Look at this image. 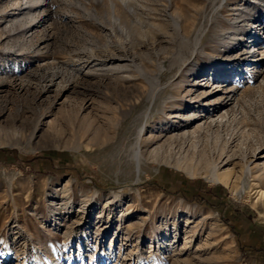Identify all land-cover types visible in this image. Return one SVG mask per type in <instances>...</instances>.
Wrapping results in <instances>:
<instances>
[{
    "label": "rangeland",
    "instance_id": "rangeland-1",
    "mask_svg": "<svg viewBox=\"0 0 264 264\" xmlns=\"http://www.w3.org/2000/svg\"><path fill=\"white\" fill-rule=\"evenodd\" d=\"M133 1L0 0V127L29 144L0 146V264H264V2ZM202 153L234 188L179 163Z\"/></svg>",
    "mask_w": 264,
    "mask_h": 264
},
{
    "label": "bare ground",
    "instance_id": "bare-ground-1",
    "mask_svg": "<svg viewBox=\"0 0 264 264\" xmlns=\"http://www.w3.org/2000/svg\"><path fill=\"white\" fill-rule=\"evenodd\" d=\"M40 1H43V0H37V3H40ZM109 1V7H110V10H111V15L113 16V18L115 19L116 22H121V13L123 12V10L127 13H130V14H137V11L134 7V1L133 0H108ZM45 2V0H44ZM257 2H261L260 1H257ZM256 2V3H257ZM264 2V0L262 1V3ZM35 3V2H34ZM255 3V4H256ZM39 5V4H38ZM122 6V10L121 9H118L117 6ZM34 6H37V5H34ZM40 6V5H39ZM257 7V5H256ZM35 8V7H34ZM85 8V7H84ZM255 8V7H254ZM39 9V8H38ZM33 10V9H31ZM37 10V9H35ZM44 10V9H43ZM42 10V12H43ZM34 11V10H33ZM24 12V10H23ZM31 12V11H30ZM36 12V11H35ZM40 12V13H42ZM246 12V11H245ZM35 13L31 14L34 15ZM139 14V13H138ZM38 15V14H37ZM23 16H25V14H23ZM28 16V15H26ZM30 16V17H31ZM176 18L173 19V21L171 22L173 24V28H174V32L176 34V36H179V37H187L189 33L192 32L193 28H194V24L193 22H189V18L184 15L183 13H177V16H175ZM27 18V17H26ZM32 18V17H31ZM22 19V18H21ZM186 21H188L189 23L187 24ZM244 21V20H243ZM33 23V25L36 26V23H38V17H33L31 19V21ZM235 24V23H234ZM154 25V24H153ZM158 24H156L157 26ZM237 25V24H236ZM243 26V25H242ZM239 26L237 25L236 27V30H241V28H238ZM245 30V32H250L249 29H245V27L243 28ZM234 30V29H233ZM195 31V30H194ZM198 31V30H197ZM173 32V33H174ZM240 32V31H238ZM237 32V33H238ZM232 33V32H231ZM236 34V33H235ZM237 35V34H236ZM239 35V34H238ZM241 35V34H240ZM232 36H233V33H232ZM235 37V36H234ZM234 39V38H232ZM173 62L174 61H178V59H174L172 58ZM171 60V61H172ZM239 81H241V77H239ZM238 81V82H239ZM236 82V80H235ZM229 96V95H228ZM235 96V95H234ZM227 99V98H224L222 100V102ZM222 102H219L220 104ZM218 103V104H219ZM211 105V104H210ZM213 105V104H212ZM211 105V106H212ZM215 105V104H214ZM217 105V103H216ZM226 105L225 103L224 104H221V105H218L215 107V110L218 109L219 107L221 106H224ZM214 110V111H215ZM226 112V111H225ZM228 113V112H226ZM210 116L212 117L213 114L210 113ZM215 114V113H214ZM219 114V113H218ZM223 114V113H222ZM195 116V115H194ZM204 116V115H203ZM220 117L217 118V119H212L211 120V124H213L212 122H215L220 119V118H224L223 116H225L224 114L223 115H219ZM226 118V117H225ZM211 119V118H210ZM221 121V119H220ZM222 122V121H221ZM51 123V127L55 129V127L57 126L53 121L50 122ZM219 123V122H218ZM216 124V123H215ZM40 125H41V119H38L34 125V128H33V131L31 132V135H29V141L34 138L40 128ZM203 127V124H197L196 125V129H199V128H202ZM9 130V129H8ZM98 130V129H97ZM95 130L94 133H93V137L96 138L98 136V131ZM18 131V130H17ZM13 132V133H9L6 131V129L4 127H0V146H5V145H13V146H19V147H23V148H27L29 146L28 142L27 141H23V133L21 132ZM144 131L143 128H140V138L139 140L136 142V144H134V156H133V161L136 165V167L138 169L141 168V166L145 163V160L147 158L146 155L148 154L149 156H157V149L158 147H152L153 144L156 143V141H153V140H149L147 143H146V146L143 147L142 146V143H141V137H142V132ZM181 135V134H180ZM184 136H185V133H184ZM159 139V138H158ZM158 143V142H157ZM31 147V148H30ZM29 148L30 149H33L35 147H38V146H30ZM199 156V155H198ZM148 157V156H147ZM233 159V158H232ZM231 160V156L228 157L226 159L225 162H221V163H218L216 162L214 159H207L206 157V154L205 153H202L199 157L195 158V159H192L188 156V154H186L184 157H182L180 160H179V163L183 164L185 166V168L187 169V171L190 173V174H196V173H204V175L209 178L211 181H214V182H219V183H222L226 186H229L231 188H234L235 186V182H233V179H232V176H233V170H224V171H221V167L222 165L224 164H227L229 163ZM137 169V170H138ZM244 171L246 172L245 175L249 174L251 177L254 176V179H264V162L262 164L261 167H258L257 166V169H252L251 167H249L248 165H246L244 167ZM257 171H260V173H256ZM249 176V177H250ZM69 189H67L66 187H64V191L67 192ZM261 194L260 195H264V191H259ZM109 199V198H108ZM86 200V199H85ZM89 200V199H88ZM86 202V201H84ZM89 202V201H88ZM70 201L68 202V205H69ZM71 204V203H70ZM86 204V203H85ZM88 204V203H87ZM55 203L53 201L52 203V208H54ZM106 205V204H105ZM86 206V205H85ZM85 206H82L83 208H87ZM92 205H89V207H91ZM58 209V208H57ZM55 210V209H54ZM181 210V209H180ZM57 211V210H56ZM182 212V210H181ZM178 214V213H177ZM104 232H106V228L105 227H102L99 229V233L100 234H103ZM71 242H72V239H71ZM38 255V253H37ZM34 256V255H33ZM42 256V255H40ZM0 257H3L4 259L8 257V251H0ZM36 257V256H35ZM50 259L52 258L51 256H48ZM105 258L102 257V260ZM110 258V257H109ZM49 259V260H50ZM105 260V259H104ZM52 261V259L50 260V262ZM48 262V259L46 260L45 258L43 257H37V263L35 264H46ZM25 264V260H22V261H19V264Z\"/></svg>",
    "mask_w": 264,
    "mask_h": 264
}]
</instances>
